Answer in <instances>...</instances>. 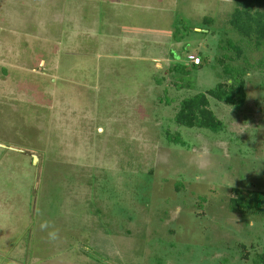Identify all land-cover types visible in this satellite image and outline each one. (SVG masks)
I'll return each mask as SVG.
<instances>
[{
    "label": "rangeland",
    "instance_id": "obj_1",
    "mask_svg": "<svg viewBox=\"0 0 264 264\" xmlns=\"http://www.w3.org/2000/svg\"><path fill=\"white\" fill-rule=\"evenodd\" d=\"M235 7L0 0V264H254L264 216L231 199L264 191V46ZM225 65L248 70L244 106L210 98L219 134L178 126Z\"/></svg>",
    "mask_w": 264,
    "mask_h": 264
},
{
    "label": "trees",
    "instance_id": "obj_2",
    "mask_svg": "<svg viewBox=\"0 0 264 264\" xmlns=\"http://www.w3.org/2000/svg\"><path fill=\"white\" fill-rule=\"evenodd\" d=\"M234 3L236 7L229 20L231 28L241 37L250 41L255 40V46L261 49L264 46V0H234ZM205 25L212 26L213 20H205ZM228 46L240 55L241 49L236 47L232 41H228ZM189 55L193 54H188L187 57ZM220 63H224V60L221 59ZM201 65L202 60L199 66H193L200 67ZM183 69L184 67L179 65L175 67V70L179 72ZM247 71L246 68L225 65L223 73L227 83L222 82L206 93L184 99L174 117L176 124L188 129L207 130L213 134L223 132L225 125L211 109L210 98L240 110L247 100ZM178 88L181 89V86ZM168 137L170 141L184 145L179 135L177 137L168 135ZM232 193L234 194L231 199L233 210L249 214L258 213L264 216V191L252 190L245 193L241 189H232ZM254 264H264V253L257 255Z\"/></svg>",
    "mask_w": 264,
    "mask_h": 264
},
{
    "label": "clouds",
    "instance_id": "obj_3",
    "mask_svg": "<svg viewBox=\"0 0 264 264\" xmlns=\"http://www.w3.org/2000/svg\"><path fill=\"white\" fill-rule=\"evenodd\" d=\"M232 2H233V0H232ZM249 221H250L249 226H252L253 221H252L251 217H249ZM50 227L51 226L49 225V223L47 221L41 223V225H40V228L42 231H47ZM47 234H48L49 239H55L58 233L53 230V231H48Z\"/></svg>",
    "mask_w": 264,
    "mask_h": 264
},
{
    "label": "built area",
    "instance_id": "obj_4",
    "mask_svg": "<svg viewBox=\"0 0 264 264\" xmlns=\"http://www.w3.org/2000/svg\"><path fill=\"white\" fill-rule=\"evenodd\" d=\"M187 61H189L194 66H199L201 64V59L196 55H189L187 57Z\"/></svg>",
    "mask_w": 264,
    "mask_h": 264
},
{
    "label": "water",
    "instance_id": "obj_5",
    "mask_svg": "<svg viewBox=\"0 0 264 264\" xmlns=\"http://www.w3.org/2000/svg\"><path fill=\"white\" fill-rule=\"evenodd\" d=\"M36 160H37L36 157H34V162H35V163H36Z\"/></svg>",
    "mask_w": 264,
    "mask_h": 264
}]
</instances>
